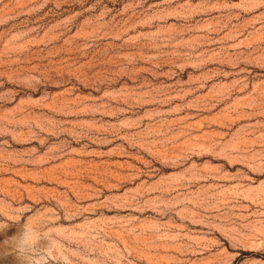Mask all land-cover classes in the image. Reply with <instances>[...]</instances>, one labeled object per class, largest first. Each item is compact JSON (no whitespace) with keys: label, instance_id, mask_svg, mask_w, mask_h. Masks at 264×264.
<instances>
[{"label":"rangeland","instance_id":"374dc122","mask_svg":"<svg viewBox=\"0 0 264 264\" xmlns=\"http://www.w3.org/2000/svg\"><path fill=\"white\" fill-rule=\"evenodd\" d=\"M25 224L50 264H264V0H0V264Z\"/></svg>","mask_w":264,"mask_h":264},{"label":"clouds","instance_id":"9594fccd","mask_svg":"<svg viewBox=\"0 0 264 264\" xmlns=\"http://www.w3.org/2000/svg\"><path fill=\"white\" fill-rule=\"evenodd\" d=\"M54 239L36 227L25 224L22 231L10 238V248L21 264H50L49 257L56 254L55 246L51 243Z\"/></svg>","mask_w":264,"mask_h":264}]
</instances>
